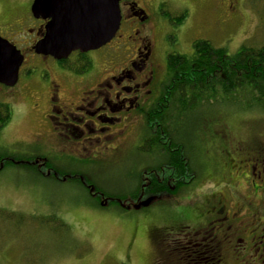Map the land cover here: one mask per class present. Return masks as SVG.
<instances>
[{
	"label": "rangeland",
	"instance_id": "1",
	"mask_svg": "<svg viewBox=\"0 0 264 264\" xmlns=\"http://www.w3.org/2000/svg\"><path fill=\"white\" fill-rule=\"evenodd\" d=\"M31 2L0 0L1 35L18 43L14 36L23 31L21 14L27 15ZM207 12L188 20L194 28L187 31L183 43L187 55L192 53L197 35L224 48L228 55H234L242 45H264V0L240 3L229 16ZM37 58H33L30 75L24 72L32 66L22 67L18 86L0 84V103L7 104L12 113L8 123L0 127V155H4L0 163L4 164L0 166V264H155L161 259V249L153 240L160 237L169 247L179 246L175 241L185 235L182 230L187 228L188 209L205 210L203 200L218 187L235 199L228 182L218 183L222 180L219 174L209 180L194 179L186 193L174 197L154 191L155 196L128 197L121 207L103 202V196L90 185L107 195L136 192L138 173L141 176L144 167L154 164L156 157L136 149L146 121L136 116L123 135L105 143L86 144V149L77 146L80 152L64 141L53 142L43 119L49 95L43 86L46 80H39L42 70ZM246 101L218 99L187 112V126L175 128L181 134L187 131V153L194 164L199 165L196 160L201 157L212 172L216 164L204 160V151H223L216 155L222 166L223 159L238 164L248 153L263 147L264 109ZM236 173L232 171L234 180ZM147 200L150 204L142 205Z\"/></svg>",
	"mask_w": 264,
	"mask_h": 264
},
{
	"label": "flooded vegetation",
	"instance_id": "2",
	"mask_svg": "<svg viewBox=\"0 0 264 264\" xmlns=\"http://www.w3.org/2000/svg\"><path fill=\"white\" fill-rule=\"evenodd\" d=\"M247 1L119 0L121 19L114 38L96 50H75L60 59L38 55L33 50L36 42L47 37L50 27L55 28L46 12L40 18L32 15L33 0L27 15L21 14L23 31L14 36L18 43L0 34L15 47V44L20 46L16 48L24 60L18 81L22 67L32 66L24 72L30 75L35 65L33 58L40 61L39 80H46L43 86L47 89L45 95H49L43 119L50 129L48 138L53 142L64 141L80 152L77 146L86 149L95 142L118 138L136 116L146 121L145 116L152 111L157 122L145 124L136 149L138 152L143 147L150 128L163 146L152 156L156 157L154 164L142 169L143 178H153L157 185L161 180L181 179L183 188L179 192L186 193L188 177L191 184L194 179L209 180L212 175L216 178L221 174L218 183L228 182L234 190L235 199L228 198L226 190L218 187L203 200L205 210L188 209L187 228L183 226L182 230L185 235L175 241L179 244L176 248L174 243L169 247L156 237L153 241L161 249V259L155 264H264V145L248 153L238 164L223 159L222 166L216 155L223 151H204V160L216 164V169L210 172L201 157L198 161L195 158L199 163L196 165L187 153V131L181 134L175 128L179 123L160 122V116L180 114L179 110L164 106L167 95H178L181 84L187 83V52L183 43L187 31L194 28L188 25V20L203 10L215 16H229L238 10L240 3ZM199 37L196 40H204ZM18 81L13 87L18 86ZM61 95L68 97L63 99ZM183 115L177 121L182 120L187 126V109ZM167 129L177 132L168 134ZM170 138L178 142L174 147L166 146ZM174 160L183 166L171 165ZM232 171L237 172L236 180Z\"/></svg>",
	"mask_w": 264,
	"mask_h": 264
},
{
	"label": "trees",
	"instance_id": "3",
	"mask_svg": "<svg viewBox=\"0 0 264 264\" xmlns=\"http://www.w3.org/2000/svg\"><path fill=\"white\" fill-rule=\"evenodd\" d=\"M182 59L186 60V57H182ZM167 96L164 107L175 108L180 111V114L175 113L173 115V113H169L166 116H160V119H162L160 122L163 124L170 123L173 125L179 123L183 125L185 122L177 120L184 116L183 114L186 109L187 112H193V110L200 109L206 104L210 105L218 99L224 100L225 102L230 100L233 102L235 99L241 98V101L247 100L246 102L248 104L250 103V106L264 109V45L260 47L242 45L234 55H228L224 48L215 47L207 40L194 41L192 53L187 55V83L183 82L181 84L178 95ZM11 115L10 107L7 104L0 103V126L7 124ZM145 117L147 124L151 125L157 122L155 114L152 111ZM149 131V136L146 137L143 147L138 152L152 157L157 151L161 150L163 145L157 139V136L155 137L153 135L151 128ZM167 131L168 134L169 132H177L176 129H167ZM177 143L175 138H170L166 146L174 147ZM3 156L0 155V163L4 160ZM174 161L171 165H174L176 168L183 166ZM0 166L2 167L4 164L2 163ZM149 170H152V168H149ZM137 182L134 185L136 192L130 191L127 194L115 196L112 194L107 195L105 191V193H99L98 190L100 189L97 187L94 189V185H90L89 188L93 189L96 194H101L103 196L101 199L103 202L106 201L109 204L114 203L118 207H121L120 205L128 197L137 198L144 193H150V195L153 194L155 196L154 191L174 197L183 188V181L181 179H165L161 180L159 185H157L155 179H145V177L140 176V173H138ZM188 182L189 177L187 178V186ZM96 194L94 196L97 198L98 196ZM100 201L99 204L104 206L103 202L101 203ZM149 204L150 202L147 200L146 205L148 206ZM1 216L10 217L6 213H1ZM157 238L155 237V239Z\"/></svg>",
	"mask_w": 264,
	"mask_h": 264
},
{
	"label": "water",
	"instance_id": "4",
	"mask_svg": "<svg viewBox=\"0 0 264 264\" xmlns=\"http://www.w3.org/2000/svg\"><path fill=\"white\" fill-rule=\"evenodd\" d=\"M119 0H33L30 11L35 18L46 12L55 24L44 40L33 46L38 55L65 58L72 51L96 50L110 42L121 19ZM63 36V37H62ZM24 60L21 52L0 37V84L13 87ZM146 205V202L143 203Z\"/></svg>",
	"mask_w": 264,
	"mask_h": 264
}]
</instances>
